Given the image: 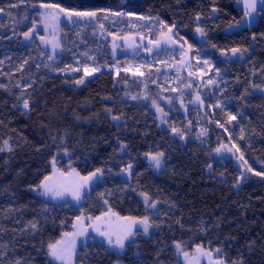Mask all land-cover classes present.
I'll list each match as a JSON object with an SVG mask.
<instances>
[{
    "label": "trees",
    "instance_id": "16d2710c",
    "mask_svg": "<svg viewBox=\"0 0 264 264\" xmlns=\"http://www.w3.org/2000/svg\"><path fill=\"white\" fill-rule=\"evenodd\" d=\"M235 1L0 0V18L10 12L6 22L15 24L33 3L163 21L188 40L186 69L200 66L206 101L213 108L203 110L202 142L192 121L189 132L179 115L173 124L183 138L173 137V125L158 129L147 104L152 99L125 98L133 92L125 86L131 82L110 70L115 64L109 44L90 29L64 27L53 61L36 38L23 41L21 23L7 33L0 29V264H51L47 247L69 232L77 217L105 211L148 217L153 232L148 239L130 241L121 257L88 242L77 264H180L174 243L187 250H218L226 264H264V175L255 174L264 172V15L253 31L226 36L225 30L241 18ZM197 17L202 44L192 37ZM124 23L117 17L109 27L122 30L128 26ZM232 48L244 53L241 59L220 57ZM91 66L107 70L78 84L81 70ZM189 81L198 84L192 76ZM225 143L234 147L244 173L232 161L213 156ZM60 151L69 152L71 166L82 175L102 170L79 208L29 192L50 175L54 159L59 168H68L66 159L56 156ZM149 153H163L159 173L143 159ZM129 165L133 171L127 182L121 174ZM138 193L157 208L146 210Z\"/></svg>",
    "mask_w": 264,
    "mask_h": 264
},
{
    "label": "rangeland",
    "instance_id": "374dc122",
    "mask_svg": "<svg viewBox=\"0 0 264 264\" xmlns=\"http://www.w3.org/2000/svg\"><path fill=\"white\" fill-rule=\"evenodd\" d=\"M42 4L49 6L41 7ZM53 5L55 4L33 3L25 9L24 17L21 22L19 20L16 24L21 23L20 29H25V32H28L29 29H33V31L30 33L29 38H26L24 33H22L23 41L29 43L33 38H36L38 45L48 53L49 57H51L50 61H53L60 53V39L64 27L71 28L73 26L90 29L92 36L104 42H108L109 44L111 59L115 64L110 70L115 74L122 73L124 77L131 82V84H125V86L133 91L130 94L127 93L126 99L136 100L132 99V97H137V99L140 100L152 99V101L147 104L154 114L158 129H168L173 125L171 128L172 136H182V129L176 128L173 124L177 122L175 116L179 115L184 119V122L189 124L186 127V130L189 132L190 129H192L190 125L192 121L194 124L193 132H195L196 139L201 142L203 141L206 135L204 125L202 124L205 120L203 110H206V105L209 111H212L213 108L206 101L207 90L205 86L202 85L203 80L199 73L200 66L196 63L195 66L198 68L193 72L186 69L190 63L189 58L191 57V49L188 40L183 35L173 30L171 27L162 24L158 19L134 17L132 19L128 16L126 17L123 12L119 13L117 17H121L123 23L124 21L126 22L124 25L128 26H124L122 30H114L110 29L109 25H115L117 17L110 16L107 12H96L95 17L69 16V13L74 12L95 11H75L68 9L61 11L63 8ZM8 14H10V12L0 18V29H2L3 33H7L11 26L15 27V22L12 23L13 20L6 22V20H8ZM170 28L172 29L171 33H169ZM198 28L200 29L199 19H197V25L192 32V37L195 38L198 43L202 44L205 42V36L197 31ZM169 36H171V39H169ZM41 37L44 39L41 40ZM54 44L58 45V47L54 48ZM243 55L244 53L241 52L233 55L232 52L229 51L221 53L220 57L233 61L241 59ZM135 58L141 60L146 59L147 61H142L143 63L141 64ZM89 68H98L99 70L86 76L84 69H82L81 72L83 73L84 82L97 75L102 69L107 70L106 68L95 66ZM140 73H143V75H140ZM189 76H192L193 80H197V86H195V83L189 81ZM197 96L199 100L196 99ZM153 101L162 109V112H157V108L153 105ZM173 128L177 129V132H174ZM217 149H219V151H217ZM121 152H125V146L121 148ZM151 155L156 154H145L143 159L150 165V168L155 173H159L163 168L164 155L160 157L161 164L159 167H156L154 162L149 159ZM56 156H61L66 159L68 168L65 170L59 168L57 161L54 159L51 162V172L50 175H48L49 179L46 183L58 191H64V195L54 198L51 193L46 195L42 194L43 189L40 186L30 188L29 192L53 204H69L73 208H79L91 187L100 180L102 172L93 177L87 184H84L83 178L89 175H82L71 166L69 152L60 151L57 152ZM213 156L218 160L223 159L232 161L244 173L243 164L231 144L225 143L220 145L219 148L216 147ZM132 171L133 166L131 165L130 169L127 167L122 171L121 176H123L127 182H130ZM43 182H45V179ZM78 187L80 190V198L74 199L72 192ZM137 197L146 210H154L158 206V204L155 203L153 207V203H151L149 199L146 203L145 197L147 196L144 194L138 193ZM77 218L80 219L78 220ZM77 218L73 222L71 230L67 232L72 235L65 236V233H63L60 239L52 243L56 245L57 249L62 251L67 249V251H63V260H56L50 256L49 246L47 247L46 255L51 264H77V257L80 254V249L85 247L88 242H97L103 245L108 251L114 252L121 257L126 252L127 245L130 241L138 237L148 239L154 229L149 223L150 227L148 233L145 234L142 224L132 222L133 219L139 221L144 217L125 219L128 217H120L110 211H105L97 217L80 215ZM129 226H131L134 235L125 241V247L123 249H118L114 245H109L107 238L99 234L101 231L111 232L113 233L112 240L115 241L117 236L126 231ZM97 229H99V231H97ZM78 232H82L83 234L77 235L76 233ZM72 239H75L74 250H72L71 246ZM58 241L61 243L57 244ZM177 245H179V248ZM173 250L180 264H226L218 250H208L200 246H194L192 249L187 250L182 243H174Z\"/></svg>",
    "mask_w": 264,
    "mask_h": 264
},
{
    "label": "snow or ice",
    "instance_id": "6c2138e0",
    "mask_svg": "<svg viewBox=\"0 0 264 264\" xmlns=\"http://www.w3.org/2000/svg\"><path fill=\"white\" fill-rule=\"evenodd\" d=\"M258 5L260 6V9L261 10H264V0H244V16L245 17H248L250 15H252L253 13L257 12L258 10ZM49 5H41V7H48ZM55 6V5H53ZM61 11H64V9H61ZM117 15H119V13H116ZM69 16H72V15H76V16H81V17H95L96 16V12H74V13H69L68 14ZM197 19H199V17H197ZM161 23L163 24V21H161ZM33 31V29H29L28 32H25L24 33V36L26 38H29L30 36V33ZM198 32L201 33V35H203V30L202 29H197ZM172 32V29L170 28L169 29V33ZM44 38L41 37V40H43ZM169 39H171V36H169ZM53 47H58V45H53ZM241 50L238 49V48H232L231 49V52L233 55H235L236 53L240 52ZM246 51V50H245ZM49 59H51V57H49ZM205 63H207V61H205ZM99 69L98 68H88V67H85L84 69V72H85V75L88 76V75H91L93 72H96L98 71ZM218 71V70H217ZM140 75H143V73H140ZM212 81H209V83H211ZM78 84H83L84 83V80L83 78H81L80 80L77 81ZM132 99H137V97H132ZM197 100H199V97L197 96L196 97ZM153 105L157 108V112H162V109H160V107L158 105L155 104V101H153ZM24 107L25 109H27L29 107L28 105V102L25 101L24 102ZM113 119H118V117H113ZM231 119H236L235 116H232ZM173 131L174 132H177V129L173 128ZM181 138H183V136H181ZM121 147L123 148L124 146L121 145ZM217 151H219V149H217ZM163 155V153H158L156 155H151L149 157V159L151 161L154 162L155 166L156 167H159L160 164H161V159L160 157ZM243 157H241L242 159ZM129 169L131 168V165L128 166ZM101 169H97L96 172L94 173H91L88 177H84L83 178V183L84 184H87L88 181H90L93 177H95L97 174L101 173ZM249 171H251V169H249ZM256 175H264V172H257L255 173ZM242 177H243V174H242ZM48 177H45V182H42V184L40 185V187L43 189V193L42 194H48V193H51L52 196L55 198V197H59V196H63L64 195V191H58L56 190L54 187H52L51 185H49L48 183H46L48 181ZM66 191V190H65ZM72 195H73V198L74 199H79L80 198V190H79V187L76 188L73 192H72ZM147 200L148 198L145 197V201L147 203ZM153 207L155 206V202H153ZM78 220L80 218H77ZM99 219V218H97ZM125 219H129V218H125ZM133 223H139V224H142L143 225V228H144V232L145 234L148 233V230H149V227H150V224L148 222V217H144L142 220H139V221H136L133 219L132 221ZM82 223V221H81ZM33 227H35V225H33ZM75 227V226H74ZM97 231H99V229H97ZM77 235H82L83 233L82 232H78L76 233ZM99 234L101 236H105L108 240V244L109 245H114L116 248L118 249H123L125 247V241L128 240L130 237H132L134 235V232L132 231V228L131 226H129L127 228L126 231H124L122 234L118 235L116 240L113 241L112 240V235L113 233L111 232H99ZM72 234H69V233H65V236H70ZM61 243L60 241L57 242V244ZM71 246H72V250H74L75 248V239H72L71 240ZM177 247L179 248V245H177ZM49 249H50V252H49V255L52 256L54 259L56 260H63L64 259V255H63V251H67V249L65 250H60V249H57L56 245H53V244H50L49 245Z\"/></svg>",
    "mask_w": 264,
    "mask_h": 264
},
{
    "label": "water",
    "instance_id": "95a60500",
    "mask_svg": "<svg viewBox=\"0 0 264 264\" xmlns=\"http://www.w3.org/2000/svg\"><path fill=\"white\" fill-rule=\"evenodd\" d=\"M184 1H191V0H184ZM233 9L241 13L240 20L231 26H229L224 34L230 35L233 33H238L241 31H253L257 28L259 24V20L264 15V10L260 9V6L258 5L257 12L253 13L252 15L245 17L244 16V0H236L233 4ZM2 13L0 12V17Z\"/></svg>",
    "mask_w": 264,
    "mask_h": 264
},
{
    "label": "bare ground",
    "instance_id": "6f19581e",
    "mask_svg": "<svg viewBox=\"0 0 264 264\" xmlns=\"http://www.w3.org/2000/svg\"><path fill=\"white\" fill-rule=\"evenodd\" d=\"M121 81H123V80H121ZM117 84V83H116Z\"/></svg>",
    "mask_w": 264,
    "mask_h": 264
}]
</instances>
